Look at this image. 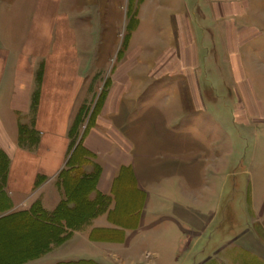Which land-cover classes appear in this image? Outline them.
<instances>
[{
	"label": "rangeland",
	"instance_id": "rangeland-1",
	"mask_svg": "<svg viewBox=\"0 0 264 264\" xmlns=\"http://www.w3.org/2000/svg\"><path fill=\"white\" fill-rule=\"evenodd\" d=\"M206 1L0 0L1 28L14 47L38 9L61 11L88 76L85 105L111 87L122 66L130 88L123 95L129 132L150 135L139 145L188 178L170 184L174 205L185 202L193 214H207L206 232L199 239L193 230L182 261L264 264V0H247L241 18L224 13L222 20L223 12L212 16ZM69 40L74 45L66 34ZM22 120L24 137L33 140L32 125ZM5 165L1 158L0 190ZM123 194L136 201L130 190ZM130 205L123 204V213ZM29 227L26 221L3 224L0 264L23 257L34 232ZM8 247L17 254L4 257Z\"/></svg>",
	"mask_w": 264,
	"mask_h": 264
},
{
	"label": "crops",
	"instance_id": "crops-1",
	"mask_svg": "<svg viewBox=\"0 0 264 264\" xmlns=\"http://www.w3.org/2000/svg\"><path fill=\"white\" fill-rule=\"evenodd\" d=\"M245 1L207 0L204 5L212 16L223 12L222 20L224 13L241 18L238 10ZM1 19L0 156L5 155L9 165L0 227L26 221L34 230L23 252L27 256L7 264H188L182 255L191 233L195 230L201 239L209 219L206 213L193 214L185 202L174 205L170 184L188 178L170 172L169 162L158 163L154 152L139 145L151 140L150 135L141 139L129 132L124 117L128 99L123 95L130 88L123 85L122 66L113 73L101 113L82 142L88 162L71 167L75 148L70 131L89 91L74 29L61 11L41 8L13 47L5 39ZM66 34L74 45L71 40L65 43ZM22 118L37 139L32 147L20 144ZM203 170L208 172L207 167ZM206 177L201 188L205 192L200 193L205 198ZM17 249L8 247L7 256Z\"/></svg>",
	"mask_w": 264,
	"mask_h": 264
},
{
	"label": "trees",
	"instance_id": "trees-1",
	"mask_svg": "<svg viewBox=\"0 0 264 264\" xmlns=\"http://www.w3.org/2000/svg\"><path fill=\"white\" fill-rule=\"evenodd\" d=\"M110 88V85L108 83V86H105L104 90L102 91V93L98 96H96L95 100L93 101L91 106L88 105H84L81 109V111L79 112L72 128L70 131V138L72 140V146L74 149L70 160L68 162L69 166H75L77 163L78 164H85L86 162H88L89 160V154L83 149L82 147V142L85 138V136L88 134V132L90 131V129L94 126L95 121L97 119V117L99 116V114L101 113L103 104L105 102V99L107 97V93L108 90ZM38 102V92L35 94V100H34V109L37 105ZM82 130V131H81ZM84 130V131H83ZM21 131H22V138H21V146H28L25 143H29L32 139L28 138V137H24L27 136L28 134L24 135V133H26L24 126H21ZM82 135V138H80ZM34 138H36L34 136ZM31 141L33 142V146L37 143V139H34ZM28 147H32V146H28ZM3 158L4 159V163L6 164V168H5V174L7 176V168L9 165V160L7 159V157H5V155H1L0 159ZM82 160V162L80 161ZM2 190V191H1ZM1 196L4 197V192L3 189H1ZM77 211V210H76ZM76 211H73L72 213H75ZM70 214H72L71 212H69ZM1 228V227H0ZM3 244L6 243V241L2 240L1 241ZM8 252V251H6ZM2 255H4V257L7 255V253L2 252ZM27 254L23 255V257H21L20 259H16V261L21 260L22 258L26 257Z\"/></svg>",
	"mask_w": 264,
	"mask_h": 264
},
{
	"label": "built area",
	"instance_id": "built-area-1",
	"mask_svg": "<svg viewBox=\"0 0 264 264\" xmlns=\"http://www.w3.org/2000/svg\"><path fill=\"white\" fill-rule=\"evenodd\" d=\"M141 264V263H140Z\"/></svg>",
	"mask_w": 264,
	"mask_h": 264
}]
</instances>
